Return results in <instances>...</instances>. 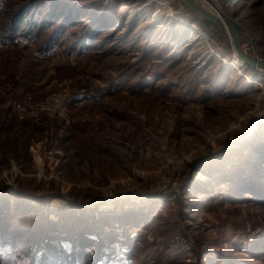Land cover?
I'll return each mask as SVG.
<instances>
[{
    "label": "rangeland",
    "instance_id": "1",
    "mask_svg": "<svg viewBox=\"0 0 264 264\" xmlns=\"http://www.w3.org/2000/svg\"><path fill=\"white\" fill-rule=\"evenodd\" d=\"M218 4L264 58V0ZM234 55L175 0H0V264H264V71Z\"/></svg>",
    "mask_w": 264,
    "mask_h": 264
},
{
    "label": "water",
    "instance_id": "2",
    "mask_svg": "<svg viewBox=\"0 0 264 264\" xmlns=\"http://www.w3.org/2000/svg\"><path fill=\"white\" fill-rule=\"evenodd\" d=\"M175 1L181 4L189 11H191L199 19L209 24H212L218 29L226 32L231 37L232 51L241 60L242 65H246L252 70L259 69L264 71V58H259L249 54L248 49H245L244 51L242 50L239 29L232 20L224 19L221 18L220 16H215L211 14L194 0H175ZM259 125H260L259 123L254 125L251 134H254V131L257 129Z\"/></svg>",
    "mask_w": 264,
    "mask_h": 264
},
{
    "label": "built area",
    "instance_id": "3",
    "mask_svg": "<svg viewBox=\"0 0 264 264\" xmlns=\"http://www.w3.org/2000/svg\"><path fill=\"white\" fill-rule=\"evenodd\" d=\"M195 1V0H194ZM205 3H207L212 9L219 8L218 0H203ZM197 2V1H196ZM199 4V3H198ZM216 11V10H215ZM243 49H248L250 52L252 49L248 48L247 46H242ZM15 108L18 111L25 112V107L22 105L16 104L14 105ZM36 113H43L47 116H54L62 119L64 122L68 121V115H67V107L64 102V97L61 96V94H54L51 95L49 98H47L44 101H41L40 103L35 104ZM264 123V112L257 116L256 124Z\"/></svg>",
    "mask_w": 264,
    "mask_h": 264
},
{
    "label": "trees",
    "instance_id": "4",
    "mask_svg": "<svg viewBox=\"0 0 264 264\" xmlns=\"http://www.w3.org/2000/svg\"><path fill=\"white\" fill-rule=\"evenodd\" d=\"M192 13V12H191ZM193 14V13H192ZM195 15V14H193ZM20 16L17 17V19H15L14 21L12 22H16L19 25L20 28H23V24H24V18H21L19 20ZM205 22V21H204ZM212 25V24H210ZM35 26V29L38 30L40 29V26H36V24H32L31 27H34ZM213 27H215L214 25H212ZM216 29H218L217 27H215ZM220 30V29H218ZM260 149V148H259ZM262 149H264V147H262ZM4 225V224H3ZM2 224H0V233H5L6 231V228L5 226H3ZM79 241V239H78ZM80 242V241H79ZM83 242V241H82ZM47 250L46 253L44 254V263L42 264H56V262L60 261L58 264H71V262H74L76 260L75 256H78L80 254V251L79 250H74L72 251V249L70 251H63L61 248H49V249H45ZM52 255V257H50ZM61 255L60 259L57 260L56 257ZM47 257H49V260L47 261ZM69 258V259H67Z\"/></svg>",
    "mask_w": 264,
    "mask_h": 264
},
{
    "label": "bare ground",
    "instance_id": "5",
    "mask_svg": "<svg viewBox=\"0 0 264 264\" xmlns=\"http://www.w3.org/2000/svg\"><path fill=\"white\" fill-rule=\"evenodd\" d=\"M197 1V3H199V5H201L202 7H204L208 12H210L211 14L215 15V16H220V14L218 12H216L214 9H212L207 3H205L203 0H195V2ZM221 17V16H220ZM222 18V17H221ZM245 50V49H243ZM234 60L237 62H240V59L234 55ZM247 67V66H246ZM249 68V67H247Z\"/></svg>",
    "mask_w": 264,
    "mask_h": 264
}]
</instances>
